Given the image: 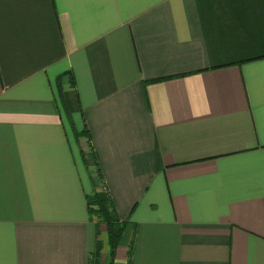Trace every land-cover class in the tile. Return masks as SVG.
Wrapping results in <instances>:
<instances>
[{
  "label": "crops",
  "instance_id": "1",
  "mask_svg": "<svg viewBox=\"0 0 264 264\" xmlns=\"http://www.w3.org/2000/svg\"><path fill=\"white\" fill-rule=\"evenodd\" d=\"M95 192L115 264H264V0H0V264H106Z\"/></svg>",
  "mask_w": 264,
  "mask_h": 264
},
{
  "label": "trees",
  "instance_id": "2",
  "mask_svg": "<svg viewBox=\"0 0 264 264\" xmlns=\"http://www.w3.org/2000/svg\"><path fill=\"white\" fill-rule=\"evenodd\" d=\"M160 82V81H156ZM74 82L72 83V85ZM58 101L60 103V108L65 114L67 120V125L75 136L76 140L87 139L90 142V131L85 127L82 131H78L72 116L69 113L67 104L64 99L63 91L61 89V82L58 83ZM86 156V155H84ZM98 179L101 180L100 173L98 170ZM88 213L91 219L96 220L98 225H105L108 239H109V259L106 264H115L116 262V253L120 247L126 228L127 222L121 221L117 215L114 203L108 194L101 195L98 192H95L93 195L88 196ZM101 243L97 244L96 252L92 255L91 264H101L100 262V252H101ZM131 253V250H130Z\"/></svg>",
  "mask_w": 264,
  "mask_h": 264
},
{
  "label": "rangeland",
  "instance_id": "3",
  "mask_svg": "<svg viewBox=\"0 0 264 264\" xmlns=\"http://www.w3.org/2000/svg\"><path fill=\"white\" fill-rule=\"evenodd\" d=\"M74 139H73V142H74ZM96 182H97V187L100 188V189H103L102 188V183L100 182V179H99V181L96 180Z\"/></svg>",
  "mask_w": 264,
  "mask_h": 264
}]
</instances>
